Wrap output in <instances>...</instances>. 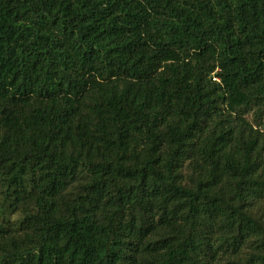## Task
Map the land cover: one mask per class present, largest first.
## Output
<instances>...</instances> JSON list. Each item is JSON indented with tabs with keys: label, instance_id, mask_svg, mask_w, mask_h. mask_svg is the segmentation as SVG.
<instances>
[{
	"label": "trees",
	"instance_id": "trees-1",
	"mask_svg": "<svg viewBox=\"0 0 264 264\" xmlns=\"http://www.w3.org/2000/svg\"><path fill=\"white\" fill-rule=\"evenodd\" d=\"M0 264H264V0H0Z\"/></svg>",
	"mask_w": 264,
	"mask_h": 264
},
{
	"label": "built area",
	"instance_id": "built-area-1",
	"mask_svg": "<svg viewBox=\"0 0 264 264\" xmlns=\"http://www.w3.org/2000/svg\"><path fill=\"white\" fill-rule=\"evenodd\" d=\"M213 80H215V79H213Z\"/></svg>",
	"mask_w": 264,
	"mask_h": 264
}]
</instances>
